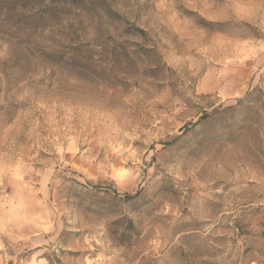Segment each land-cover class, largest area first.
<instances>
[{
  "label": "rangeland",
  "instance_id": "1",
  "mask_svg": "<svg viewBox=\"0 0 264 264\" xmlns=\"http://www.w3.org/2000/svg\"><path fill=\"white\" fill-rule=\"evenodd\" d=\"M0 264H264V0H0Z\"/></svg>",
  "mask_w": 264,
  "mask_h": 264
},
{
  "label": "trees",
  "instance_id": "2",
  "mask_svg": "<svg viewBox=\"0 0 264 264\" xmlns=\"http://www.w3.org/2000/svg\"><path fill=\"white\" fill-rule=\"evenodd\" d=\"M125 197H129V196L125 195Z\"/></svg>",
  "mask_w": 264,
  "mask_h": 264
}]
</instances>
